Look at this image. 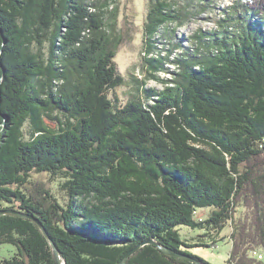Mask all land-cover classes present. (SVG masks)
I'll list each match as a JSON object with an SVG mask.
<instances>
[{"label": "trees", "instance_id": "trees-1", "mask_svg": "<svg viewBox=\"0 0 264 264\" xmlns=\"http://www.w3.org/2000/svg\"><path fill=\"white\" fill-rule=\"evenodd\" d=\"M112 1L0 0V211L32 217L0 215V245L16 248L0 264H55L34 219L65 264H121L138 245L126 264H196L164 248L212 264L189 248L230 224L228 262L264 264V0H235L173 58L161 29L209 5L148 0L146 69L165 87L122 106Z\"/></svg>", "mask_w": 264, "mask_h": 264}, {"label": "rangeland", "instance_id": "rangeland-1", "mask_svg": "<svg viewBox=\"0 0 264 264\" xmlns=\"http://www.w3.org/2000/svg\"><path fill=\"white\" fill-rule=\"evenodd\" d=\"M112 1V0H111ZM208 8L206 11H198L189 17V20L183 26L171 24L161 29L158 35L157 45L161 47L160 53L163 55L169 54V49H175L171 58L175 57V53H180L178 43L183 47L193 46L195 44L194 35L206 33V37L210 35V31H214L219 26V19L223 18L225 9L235 2V0H206ZM180 5H183L184 0H178ZM116 8L117 29L121 35L122 43L118 48L116 55V63L119 71L125 77L124 84L119 86L116 90H110L108 94L112 98L117 99L119 106L125 105L128 101L137 99L141 96V87L143 83L145 87H153L162 90L165 84L159 80L148 78L147 63L145 62V40H144V22L148 11V0H113L109 9ZM183 7V6H182ZM182 48V47H181ZM45 54L48 52V42L42 49ZM171 69L174 68L173 63H169ZM161 78H170L168 72H159ZM138 79V81H137ZM49 125L57 127V122L47 120ZM54 191L59 197H62L64 192L60 188L59 181L52 184ZM210 209L202 210L204 216L209 213ZM231 224L221 233L225 240L217 241L213 246H200L189 248V250L212 264H230L228 262L231 251L230 233L232 231ZM182 238L188 241H198L200 237L204 236V231L193 229L188 226L180 227ZM16 252V248L10 244L0 245V260L5 257H10ZM262 260L264 261V251H260Z\"/></svg>", "mask_w": 264, "mask_h": 264}, {"label": "water", "instance_id": "water-1", "mask_svg": "<svg viewBox=\"0 0 264 264\" xmlns=\"http://www.w3.org/2000/svg\"><path fill=\"white\" fill-rule=\"evenodd\" d=\"M3 214H13V215H18V216L31 217V216H29V215H27V214L19 213V212H16V211H14V210H9V209H8V210H2V211H0V215H3ZM31 218H32V217H31ZM35 220L40 224V226H41L42 230L44 231L45 235H46V236L48 237V239L50 240V243H51V245H52V249H53V255H54V259H55V264H65L64 261H63V259H62L61 252H60L58 246L56 245V243L50 238V236H48L49 234H48V232L46 231V229L44 228V226H43V225H42L37 219H34V221H35ZM152 242H153V241H152ZM140 246H141V245H138V246H136L135 248H133L132 250H130V252H128V253L124 256V258L122 259L121 264H126V261H127V259L130 257V255H132L133 253H135L136 250L139 249ZM164 250H165L166 252L170 253V254L177 255V256L183 257V258H185V259H188V260H190V261H192V262H194V263H196V264H203L200 260H198V258L196 259V258H194V257H192V256H190V255H188V254H186V253H178V252H176V251H174V250H170V249H168V248H164Z\"/></svg>", "mask_w": 264, "mask_h": 264}, {"label": "built area", "instance_id": "built-area-1", "mask_svg": "<svg viewBox=\"0 0 264 264\" xmlns=\"http://www.w3.org/2000/svg\"><path fill=\"white\" fill-rule=\"evenodd\" d=\"M255 254H257L259 258H262L263 257L262 254H260V253H256L255 252Z\"/></svg>", "mask_w": 264, "mask_h": 264}]
</instances>
